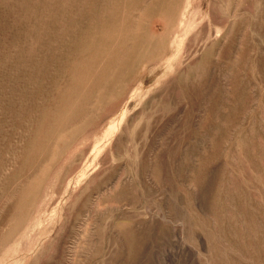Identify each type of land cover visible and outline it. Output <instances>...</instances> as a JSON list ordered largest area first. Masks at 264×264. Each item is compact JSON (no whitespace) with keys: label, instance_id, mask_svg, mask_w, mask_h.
<instances>
[{"label":"rangeland","instance_id":"obj_1","mask_svg":"<svg viewBox=\"0 0 264 264\" xmlns=\"http://www.w3.org/2000/svg\"><path fill=\"white\" fill-rule=\"evenodd\" d=\"M0 264H264V0H0Z\"/></svg>","mask_w":264,"mask_h":264}]
</instances>
